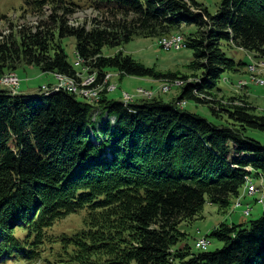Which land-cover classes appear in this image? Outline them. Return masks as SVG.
Instances as JSON below:
<instances>
[{"label":"trees","instance_id":"16d2710c","mask_svg":"<svg viewBox=\"0 0 264 264\" xmlns=\"http://www.w3.org/2000/svg\"><path fill=\"white\" fill-rule=\"evenodd\" d=\"M81 3L97 18L74 25L70 18ZM25 5L38 14L48 6L51 15L34 26L9 23L7 35L0 28V81L28 66L73 80L76 93L103 91L98 102L89 103L72 92L53 91L55 84L19 94L18 76L17 88L0 84V259L264 264V211L257 220L221 224L195 240V246L201 240L210 246L208 237L215 238L222 244L215 252L193 253L182 245L187 235L181 230L206 203L227 210L248 181L264 178V146L248 136L264 133V117L231 106L223 109L231 113L227 121L215 123L181 110L185 97L201 103L192 95L195 87L175 101L136 99L126 105L110 96L106 76L155 75L122 52L102 53L135 38L161 40L193 28L186 48L193 52L191 67L207 77V91L198 96L209 98L220 91L225 72L240 73L253 64L227 58L224 44L264 63V0H223L215 15L197 0H25ZM0 22H8L6 15ZM67 38L74 41L81 69L95 73L91 87L82 85L84 76L68 61ZM71 216L82 217V228L55 233Z\"/></svg>","mask_w":264,"mask_h":264},{"label":"rangeland","instance_id":"374dc122","mask_svg":"<svg viewBox=\"0 0 264 264\" xmlns=\"http://www.w3.org/2000/svg\"><path fill=\"white\" fill-rule=\"evenodd\" d=\"M222 1L223 0H197V2L202 4L208 12L213 15L216 14ZM81 7L82 9H78L76 14L70 18L72 24L79 25L86 22L89 24L92 20L97 18V14L88 8L86 4L81 3ZM25 10L26 13H24ZM40 13L42 15L34 13L30 7L27 8L25 0H0V15H6L8 19V22H0V28L4 35H7L9 33V23L34 26L36 23L51 15V10L47 6ZM21 14L25 15L24 19H21ZM191 32H194L193 28H182L174 36L165 39H173L181 36L185 42L186 36ZM64 41L68 61L77 69V75L84 76V82L82 85L85 87H91L94 83V80L91 79L95 78V73L89 72L88 74L87 72L89 69H87V72L85 69H81V65L78 64L75 56L73 39L67 38ZM223 51L227 58L235 60L237 63L243 62L249 64L252 61L253 64H249L250 66H248L247 69L242 70L240 73L225 72L221 81L217 84V89L220 91H212L211 97L203 98V96H198V94L200 92H204L202 94L206 93L207 90L204 89L206 84L204 79L206 80L207 77L204 78L200 70L196 71L191 67L192 63H194L192 62L193 52L186 48V43L184 49L174 50L163 47L158 39L135 38L121 48L112 49L106 47L102 52L104 56H115L119 52H122L124 56H129L135 63L142 66L144 69L152 71L155 75V77H129L112 71L106 76L107 82L110 83L109 86L107 85V90L109 89L108 92L111 93L110 96L112 98L119 101L121 100L126 105H128L126 100H129L128 102L130 105L134 103L136 99L146 102H151L155 99L166 103L173 100L175 101V99L180 98L183 90L194 91L195 87L198 88V90L192 95L195 98H198L201 103L187 102L185 100L187 97H185L180 100L178 104V106L181 107V110L187 109L188 111L196 113L208 121L215 123L227 121L229 115H231V113L227 112L230 111L227 107L231 106H238L249 110V115L253 117H264V66H262L264 63L252 59V56H249L245 52L227 44H224ZM80 63H83V61ZM251 67L254 69H251ZM247 73L248 75H246ZM16 74L21 81L18 92L19 94L37 93L39 88L46 85L51 77L48 74L41 73L37 68L28 66H20L16 70ZM6 75H13V73H7ZM54 75L59 76L60 74L55 73ZM54 79L56 81L57 79H60V81L55 83L57 86L71 82L70 79L65 77H55ZM258 79L259 81H257ZM209 81L210 80H208V82ZM71 83L76 89V84L73 81ZM79 91L80 92L74 94L87 100L89 103H96L100 100V92L103 91V89L95 87L92 88L90 92L83 89H80ZM220 106H222V110L225 109L227 111H222ZM211 110L217 112V114L212 113ZM99 114L101 113L98 111L95 115L98 116ZM248 136L264 146L263 132L249 131ZM248 184L245 185L242 194L238 198L233 199V206L229 209L220 210L217 205L206 203L202 209V214L198 218L196 217L189 225L183 224L181 230L187 235V240L186 242L184 241L182 245L188 244L191 247L192 252L196 254L215 252L222 248V244L215 238L208 237L210 246L207 248L208 244L206 243V246L203 247L204 249L207 248L206 251L197 250L196 248L198 245L195 246V240L209 236V234L221 224L239 225L244 222L259 219L264 211V205L257 204L255 200L259 201L262 198H260L259 194H254L253 197L248 196L247 188L251 185H253L255 189L264 186V178L260 177L254 181V183L251 181ZM247 208H251L252 210L250 217L244 216V211ZM81 228L82 217L71 216L57 224L54 227V232L72 233ZM198 249H200V246ZM11 259L12 260H9L7 258V260H5L4 257H2L0 259V264H30L26 259L14 257Z\"/></svg>","mask_w":264,"mask_h":264},{"label":"bare ground","instance_id":"6f19581e","mask_svg":"<svg viewBox=\"0 0 264 264\" xmlns=\"http://www.w3.org/2000/svg\"><path fill=\"white\" fill-rule=\"evenodd\" d=\"M168 43H170V44H178V47L177 46H168ZM160 44L163 46V47H166L167 49H174V50H181V49H184L185 48V42H184V39L181 37V36H178V37H176V38H173V39H161L160 40ZM80 63V62H79ZM262 65V64H261ZM262 66H264V65H262ZM259 67V66H258ZM256 68V67H255ZM260 68V67H259ZM262 68V67H261ZM251 69H254L253 67H251ZM56 78H62L60 75L58 76V75H56L55 76ZM88 78H90V77H88ZM5 79H17V77L15 76V74H13V75H5V77L3 78V80L0 82L1 84H3L4 83V80ZM62 80V79H61ZM75 80V79H74ZM91 80H94V79H91ZM58 81H60V79L58 80L57 79V82ZM73 81V80H72ZM71 81V82H72ZM257 81H259V79L257 80ZM71 82H67V83H64L63 84V88H65V89H68V90H70L72 93H76V89L74 88V86H73V84L71 83ZM96 88H98V87H96ZM74 89H75V92H74ZM90 90H92V88H90L89 90H87V88H86V90L85 91H87V92H90ZM109 90V89H108ZM53 91H58V90H53ZM49 92V91H48ZM80 92V91H79ZM89 100H90V98H89ZM129 101V100H128ZM251 182V181H250ZM249 181H248V183H250ZM254 183V182H253ZM249 185V184H248ZM256 185V184H255ZM248 187V186H247ZM248 196H251V197H253V195L254 194H259L260 195V198H262V199H260L259 201H258V203L257 204H262V203H264V193H263V190H264V186H260V188H257V189H255L254 188V186L253 185H251V186H249L248 188ZM261 194H262V196H261ZM257 202V201H256ZM238 207V206H237ZM251 210H250V208H247L245 211H244V213H245V215H248L249 214V212H250ZM252 212V211H251ZM250 212V213H251ZM245 217H247V216H245ZM203 247H205V246H200V251L202 250L201 248H203ZM209 246H207V248H208ZM204 249V248H203ZM207 250V249H206ZM205 251V250H204Z\"/></svg>","mask_w":264,"mask_h":264},{"label":"built area","instance_id":"2783aa9c","mask_svg":"<svg viewBox=\"0 0 264 264\" xmlns=\"http://www.w3.org/2000/svg\"><path fill=\"white\" fill-rule=\"evenodd\" d=\"M168 46H177L178 47V44H170V43H168ZM1 85H3L4 87L17 88L18 85H19V79H5L4 80V83L1 84ZM45 87L46 86H44V90H46ZM52 89L53 90H60V89H62V90H65V91H67L69 93L71 92L70 90L63 88V84H61L60 86L59 85L58 86L56 85ZM126 102L129 104L128 100H126ZM197 245H198V247L199 246H206V242H205V240H201V241H199V243Z\"/></svg>","mask_w":264,"mask_h":264},{"label":"crops","instance_id":"0c3cea01","mask_svg":"<svg viewBox=\"0 0 264 264\" xmlns=\"http://www.w3.org/2000/svg\"><path fill=\"white\" fill-rule=\"evenodd\" d=\"M49 84L53 85L55 84V79L54 77L52 78V76L49 78L48 82H47V85L49 86Z\"/></svg>","mask_w":264,"mask_h":264}]
</instances>
